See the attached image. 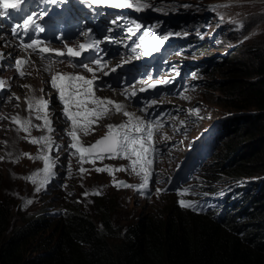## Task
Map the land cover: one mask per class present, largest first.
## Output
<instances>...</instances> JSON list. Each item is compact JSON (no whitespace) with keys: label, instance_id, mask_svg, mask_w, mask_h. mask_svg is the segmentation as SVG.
I'll list each match as a JSON object with an SVG mask.
<instances>
[{"label":"rangeland","instance_id":"1","mask_svg":"<svg viewBox=\"0 0 264 264\" xmlns=\"http://www.w3.org/2000/svg\"><path fill=\"white\" fill-rule=\"evenodd\" d=\"M141 1L143 9H148L152 19L163 22L165 29L170 26L176 29V34L164 33L175 38L180 45L179 52L170 56L172 66L178 70L185 68L187 80L191 83L184 97L170 100L181 110L177 115L179 121L172 124L174 128L179 125L178 129L171 130L168 135L172 143L157 155L156 160H148L144 167L138 169L128 161L116 158L86 160V146L98 139L102 140L99 146H111L113 138L109 134L114 132L117 121L123 117L109 114L97 124L83 129L96 128L87 139L84 132L82 140L79 137L78 132L82 130L74 132L69 146L73 152L81 151L79 156L75 157L76 153L74 155L70 150L67 153L59 150L49 155L47 149L36 143L35 132L24 123L22 106H11L8 109V116H11L0 124V200L9 208L11 224L18 223L24 214L41 211L58 212L54 215L61 216L70 209H77L93 218L99 227L102 214H106L115 231L124 232L140 215L163 216L170 204L185 210L186 202L194 199L193 194L189 195V191L183 193L181 188L165 192L162 188L167 183V177L175 173L180 160L189 159L184 156L186 150L179 146L184 144L191 149L194 144L191 150L201 154L209 150V143L213 144L214 140L223 137L225 122L235 113L234 109L220 105L221 92L210 84L220 83L223 87L235 78L225 70L224 61L242 58L248 47H264V0ZM22 133L28 136L27 143L19 146ZM156 137L159 143L168 141L162 133ZM224 138L227 140L221 141L207 163L224 164L227 146L236 139L232 132ZM19 153L29 157L26 166H22ZM51 155L54 157L48 159ZM34 158L42 160L39 159L42 169H29L34 164ZM199 171L183 183L194 185L196 193L223 195L224 192L226 196L233 197L240 187H247L249 182V178L245 177L235 180L221 176L204 181L199 178ZM150 175L154 178L148 185L147 193L146 190L139 192L137 185L147 186L142 176ZM122 182L127 183V187H122ZM232 204L227 202V214L234 208L235 203ZM111 240L118 242L116 237Z\"/></svg>","mask_w":264,"mask_h":264},{"label":"trees","instance_id":"2","mask_svg":"<svg viewBox=\"0 0 264 264\" xmlns=\"http://www.w3.org/2000/svg\"><path fill=\"white\" fill-rule=\"evenodd\" d=\"M246 50L224 61L235 77L230 83L210 84L221 92L220 105L240 114L211 144L235 135L224 164L209 161L201 172L205 180L249 178L238 189L237 215L221 223L170 204L163 216L140 215L121 232L106 214L99 227L77 209L60 217L24 214L11 224L0 200V264H264V47Z\"/></svg>","mask_w":264,"mask_h":264},{"label":"bare ground","instance_id":"3","mask_svg":"<svg viewBox=\"0 0 264 264\" xmlns=\"http://www.w3.org/2000/svg\"><path fill=\"white\" fill-rule=\"evenodd\" d=\"M86 6V4L83 6V7H85ZM83 7H82V9H83ZM171 31H173V32H176V29H174V28H172L171 27ZM5 122V121H4ZM92 126V125H91ZM98 126V125H97ZM90 129V128H89ZM86 130V129H85ZM93 134V132H84V138L85 139H87L88 137H90L91 135ZM28 137V136H27ZM30 140V139H29ZM28 140V141H29ZM24 142H26L25 141V139L24 138H22V140H21V142H19V146H24ZM27 143V142H26ZM26 145V144H25ZM29 145V144H28ZM27 147V146H26ZM29 147V146H28ZM19 149V148H18ZM18 150H16V152H17ZM38 152L40 153V151L38 150ZM41 153H43V152H41ZM27 154H28V152H27ZM17 155V154H16ZM19 155H20V158H21V161H22V166H26V163H27V159L29 158L27 155H25V154H20L19 153ZM36 155V154H35ZM15 156V155H14ZM13 156V157H14ZM38 156V155H37ZM12 157V156H11ZM17 157H19V156H17ZM16 157V158H17ZM36 157V156H35ZM42 157V156H41ZM16 158H15V160H16ZM38 158V157H37ZM40 159V158H39ZM39 159H36V158H34V164H33V166H31L29 169L30 170H32V169H40L41 168V166H42V164L40 163V161H39ZM41 160V159H40ZM42 161V160H41ZM50 161V160H49ZM13 162V161H12ZM11 162V163H12ZM44 163V162H43ZM47 167L49 168V166L47 165ZM42 169V168H41ZM44 170V169H43ZM42 171V170H41ZM47 171H48V169H47ZM46 171V172H47ZM33 172V171H32ZM40 172V171H39ZM22 173H25V172H22ZM37 173V172H36ZM45 173V172H44ZM19 174H21V173H19ZM35 174V173H34ZM24 175V174H23ZM29 175H32V173L31 174H29ZM38 175V174H37ZM36 175V176H37ZM30 177V176H29ZM32 177V176H31ZM25 178V177H24ZM32 179V178H31ZM32 181V180H31ZM145 191V189H143V188H141L140 189V192H144Z\"/></svg>","mask_w":264,"mask_h":264},{"label":"clouds","instance_id":"4","mask_svg":"<svg viewBox=\"0 0 264 264\" xmlns=\"http://www.w3.org/2000/svg\"><path fill=\"white\" fill-rule=\"evenodd\" d=\"M205 161H206V159H205ZM201 178H202V176H201ZM202 179L205 181L204 178H202ZM209 193H212V192H209ZM187 211H189V210H187ZM189 212L194 213V214H199V215L210 216V217H212L214 220H217V219L214 218L213 215L209 214V212H207V211H205V210H200L199 212H194V211H189ZM217 221H219V222H221V223L226 222V221H224L223 219H221V220H217Z\"/></svg>","mask_w":264,"mask_h":264},{"label":"water","instance_id":"5","mask_svg":"<svg viewBox=\"0 0 264 264\" xmlns=\"http://www.w3.org/2000/svg\"><path fill=\"white\" fill-rule=\"evenodd\" d=\"M110 151H113V150L111 148H106V149H100V150H90V153L98 154V153H107ZM121 185L126 186L125 183H121Z\"/></svg>","mask_w":264,"mask_h":264}]
</instances>
